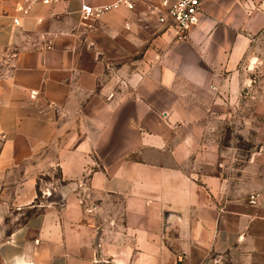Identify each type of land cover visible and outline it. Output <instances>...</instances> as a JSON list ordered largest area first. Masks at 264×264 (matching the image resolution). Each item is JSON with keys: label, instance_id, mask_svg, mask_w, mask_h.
I'll list each match as a JSON object with an SVG mask.
<instances>
[{"label": "crops", "instance_id": "crops-1", "mask_svg": "<svg viewBox=\"0 0 264 264\" xmlns=\"http://www.w3.org/2000/svg\"><path fill=\"white\" fill-rule=\"evenodd\" d=\"M116 1L0 0V264H264V191L230 189L219 140L263 111L264 0H204L186 41L161 0L80 14Z\"/></svg>", "mask_w": 264, "mask_h": 264}, {"label": "rangeland", "instance_id": "rangeland-1", "mask_svg": "<svg viewBox=\"0 0 264 264\" xmlns=\"http://www.w3.org/2000/svg\"><path fill=\"white\" fill-rule=\"evenodd\" d=\"M15 54V50L0 52V79L9 70ZM254 108L257 107L253 106L252 109ZM262 110L251 123H246V127L234 119L221 120L219 124L220 145L225 151V160L228 164L225 171L228 179L231 180L229 182L232 184L230 189L235 192L243 187L253 188L254 192L248 194L251 197H258L259 193L264 191V127L262 126L264 107ZM236 112L238 113L239 110ZM47 154L43 156L45 158L53 156V153ZM235 182L237 186L234 185ZM60 185V173L57 170L39 176L37 200L39 204L48 205L50 202H58L60 194L58 187ZM36 212H39L37 207L27 208L20 215L13 209H7L4 218L5 229L7 231L12 230L17 222Z\"/></svg>", "mask_w": 264, "mask_h": 264}, {"label": "built area", "instance_id": "built-area-1", "mask_svg": "<svg viewBox=\"0 0 264 264\" xmlns=\"http://www.w3.org/2000/svg\"><path fill=\"white\" fill-rule=\"evenodd\" d=\"M30 3L42 2L44 4L58 3L59 0H25ZM204 0H161L159 13L157 14L158 24L165 30H173L178 40L186 41L190 31L195 28L200 21L202 13V3ZM125 6L129 10L134 9V5L127 0H117L112 4L93 7L83 5L80 14L85 19H99L102 16ZM14 25H19V20H14ZM264 127V119L262 121Z\"/></svg>", "mask_w": 264, "mask_h": 264}]
</instances>
